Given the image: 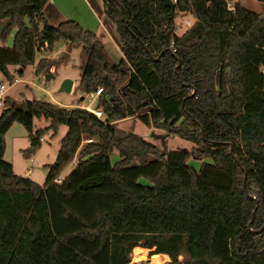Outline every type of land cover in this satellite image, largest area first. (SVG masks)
Wrapping results in <instances>:
<instances>
[{"label": "trees", "instance_id": "trees-1", "mask_svg": "<svg viewBox=\"0 0 264 264\" xmlns=\"http://www.w3.org/2000/svg\"><path fill=\"white\" fill-rule=\"evenodd\" d=\"M101 0L122 56H107L75 20L52 26L49 0H0V72L22 76L36 51L80 45V88L95 93L98 118L82 107L10 98L0 111V264H128L152 250L171 264H264V13L227 0ZM194 20L180 34L174 19ZM41 58L35 73L48 70ZM33 117L49 120L32 130ZM136 117L196 144L158 147L114 123ZM13 122L27 130L31 155L64 124L44 186L14 174L3 159ZM90 139L80 147L83 140ZM232 147V151H231ZM116 150L119 156L111 162ZM75 167L60 182V169ZM202 161L199 169L189 158ZM145 179L144 182L138 181ZM182 259H178L179 256Z\"/></svg>", "mask_w": 264, "mask_h": 264}, {"label": "rangeland", "instance_id": "rangeland-1", "mask_svg": "<svg viewBox=\"0 0 264 264\" xmlns=\"http://www.w3.org/2000/svg\"><path fill=\"white\" fill-rule=\"evenodd\" d=\"M227 1L229 2V6H232L235 2H239L257 13H264V0ZM93 2L94 3H92L91 6L97 15L91 13L88 5H86L83 0H64L62 5L64 12L59 16L55 13V7L47 3L43 9V15L47 23L52 26H56L61 21L65 20H75L77 22L79 20L83 25H88L91 29L90 31H93L96 34L108 61L116 63L121 58L122 53L119 43L117 42L118 37L115 27L113 23L110 22V24L114 27V29L112 28V31L114 30L113 33L115 32L113 37H115L114 39L116 40V43H112V39H109L103 32V24L99 23L98 9L101 0H93ZM104 20L107 22L106 17ZM193 20L194 18L189 14H179L174 19L177 34L182 33L193 22ZM1 28L2 23H0V30ZM14 32L15 28H13L11 33L7 36L5 43L0 41V45L4 44L5 46H10L12 44ZM41 58H47L48 62L52 64L53 69L49 68L48 70H44L40 73H35V66ZM84 63L85 57L80 45H68L65 40H58L55 42L52 51H48L46 49L36 51L33 62L27 65L22 76H18L14 73V70L17 68L16 65L8 66L9 72L15 76V79L12 81L8 80L0 72V83H3L6 86L3 96L4 98H10L11 101L16 104L25 102L26 100L37 99L52 102L65 107H75L76 105L81 107L82 105L89 103L92 98L90 94H86L79 86V79ZM65 78L73 80V86L70 92L60 90L61 83ZM2 107H4V103ZM2 107H0V111ZM48 124L49 120L33 117L32 130L34 132L37 128H43ZM114 127L116 129L117 136L123 137L128 133L140 135L154 143L161 152L165 148V153L168 150L190 151L196 146V144L190 140L181 138L174 134H168L164 130L154 128L151 125H145L136 117H128L118 120L114 123ZM67 130L68 127L61 124L58 126L55 134L52 135V131H48L42 136L40 146L31 155H25V150L30 146L27 130L21 123L13 122L4 135L5 148L3 159L12 165L14 174L29 178L40 186H44L48 173V169L45 165L51 164L54 161L59 148L60 140ZM86 142H88L87 139L83 140L80 147L84 146ZM110 159L111 162L119 159L116 150L112 152ZM77 160L78 156L76 154L73 160L65 164L60 169L59 174L55 179L56 182H60L69 175L75 167ZM187 162L196 169H199L202 164V161L191 157L187 160ZM138 181L144 182L145 179L141 178ZM152 250L153 249H147L144 260L137 263L132 262L134 258L141 257L138 255L139 251L132 252V258L128 264H154L152 262V258L154 256H158V258L162 261L160 264H171L168 255L163 256L161 253L153 255L150 254ZM178 259L181 260L182 256L180 255Z\"/></svg>", "mask_w": 264, "mask_h": 264}, {"label": "crops", "instance_id": "crops-1", "mask_svg": "<svg viewBox=\"0 0 264 264\" xmlns=\"http://www.w3.org/2000/svg\"><path fill=\"white\" fill-rule=\"evenodd\" d=\"M83 2L86 4V5H88V8H89V10L91 11V13H93V14H95V15H97L96 13H95V11L93 10V8H92V6H91V4L92 3H94L93 2V0H83ZM50 5H53L54 7H55V9H56V14H57V16H59L60 14H62L63 12H64V10H63V7H62V5H63V3H64V0H49V2H48ZM98 11H99V15H98V18H99V20H100V22L99 23H102L103 24V26H104V33H105V35H107L108 36V38L109 39H112V43L113 42H115L116 40L114 39L115 37H113V35H114V33H113V31H112V28L114 29V27L110 24V22H108V20H107V22L104 20L105 19V15H104V12H103V7H102V5H101V3L99 4V9H98ZM65 20V19H64ZM66 21V20H65ZM62 22V21H61ZM78 22H79V24L84 28V29H89V31L91 30L90 28H89V26L88 25H83L82 23H81V21H79L78 20ZM94 30V29H93ZM93 32V31H92ZM118 39V38H117ZM117 42H118V40H117ZM116 43V42H115ZM119 43V42H118ZM122 56V55H121ZM51 69H53V66L52 67H50ZM72 86H73V84H72ZM71 90H72V87H71ZM82 98V97H81ZM78 105H76V107H77ZM79 107V106H78Z\"/></svg>", "mask_w": 264, "mask_h": 264}, {"label": "built area", "instance_id": "built-area-1", "mask_svg": "<svg viewBox=\"0 0 264 264\" xmlns=\"http://www.w3.org/2000/svg\"><path fill=\"white\" fill-rule=\"evenodd\" d=\"M6 89V86L3 83H0V107L3 106V99H4V91ZM102 88L97 89L95 93H91L90 96L92 97L89 103H86L82 105L81 107L90 113L94 114L98 118L102 117V112L101 110L95 108L94 102L96 100L97 95L100 93ZM87 141H90V139H87ZM56 181V180H55Z\"/></svg>", "mask_w": 264, "mask_h": 264}, {"label": "water", "instance_id": "water-1", "mask_svg": "<svg viewBox=\"0 0 264 264\" xmlns=\"http://www.w3.org/2000/svg\"><path fill=\"white\" fill-rule=\"evenodd\" d=\"M164 5L169 7V9H170L169 17L172 18L173 14H174V1L173 0H164ZM72 84H73V80L65 78L61 83L60 90L65 91V92H70ZM17 108H20L22 111L26 112V110H27L26 103L21 102V103L17 104ZM231 151H232V147H231ZM164 153H165V148L163 149L161 154L163 155Z\"/></svg>", "mask_w": 264, "mask_h": 264}, {"label": "bare ground", "instance_id": "bare-ground-1", "mask_svg": "<svg viewBox=\"0 0 264 264\" xmlns=\"http://www.w3.org/2000/svg\"><path fill=\"white\" fill-rule=\"evenodd\" d=\"M146 253H147V249L139 251L138 255H140L141 257L140 258H134L132 263H137V262H141L142 260H144V256ZM163 256H166V255H163ZM152 262L154 264H160V262H162V261L158 258V256H154L152 258Z\"/></svg>", "mask_w": 264, "mask_h": 264}]
</instances>
